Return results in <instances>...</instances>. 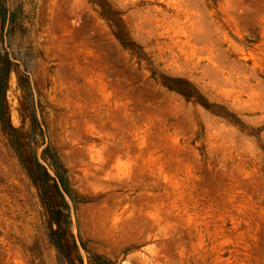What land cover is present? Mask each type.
I'll return each instance as SVG.
<instances>
[{
	"label": "rangeland",
	"instance_id": "rangeland-1",
	"mask_svg": "<svg viewBox=\"0 0 264 264\" xmlns=\"http://www.w3.org/2000/svg\"><path fill=\"white\" fill-rule=\"evenodd\" d=\"M0 264H264V0H0Z\"/></svg>",
	"mask_w": 264,
	"mask_h": 264
}]
</instances>
